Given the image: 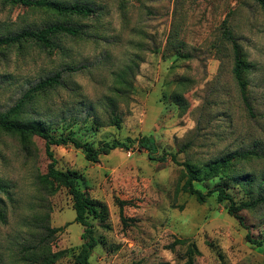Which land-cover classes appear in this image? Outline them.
<instances>
[{
  "label": "rangeland",
  "instance_id": "obj_1",
  "mask_svg": "<svg viewBox=\"0 0 264 264\" xmlns=\"http://www.w3.org/2000/svg\"><path fill=\"white\" fill-rule=\"evenodd\" d=\"M43 1L91 14L0 0V38L57 25L77 31L50 34L46 45L24 39L0 48V114L15 109L18 122H40L54 136L95 148L150 137L154 157H166L149 160L135 144L90 163L70 145L52 148L57 168L76 171L80 190L107 210L103 223L90 220L99 240L90 263L186 264L193 244V264H264L262 250L246 239L249 232L264 242V203L241 211L242 227L216 193L204 204L185 193L184 167L170 158L202 171L224 155L250 152L229 175L196 186H224L237 204L264 197V10L254 0ZM224 21L250 65L249 110ZM55 75L59 85L34 91ZM48 164L40 138L0 133V264H76L83 227L68 191L42 182ZM42 246L61 255L42 262Z\"/></svg>",
  "mask_w": 264,
  "mask_h": 264
},
{
  "label": "trees",
  "instance_id": "obj_2",
  "mask_svg": "<svg viewBox=\"0 0 264 264\" xmlns=\"http://www.w3.org/2000/svg\"><path fill=\"white\" fill-rule=\"evenodd\" d=\"M13 3L21 4L29 8H45L56 12L59 15H71V16H80L88 17L91 14V10L85 7L73 5L66 6L61 5L55 2H47L43 0H11ZM260 8L264 10V0H254ZM55 33H64L67 35L74 36L77 34V31L73 28L64 27V26H50L41 32H21L13 37L0 38V48L4 46H10L15 43L20 42L24 39H35L43 44H47V36ZM223 37L229 41L232 45L233 52V77L238 86L241 98L249 110V105L246 100V82L244 80V73L249 69L245 60L243 53L236 43V40L233 38L231 31L229 30L226 21L223 23ZM59 76L55 75L53 77L47 78L40 82L35 88L34 91L40 90L47 87H53L59 85ZM19 106V105H18ZM17 106V107H18ZM116 125L119 123L114 122ZM0 133L11 134L19 137L22 140L38 137L44 141L45 145V154L49 160L47 166L46 174L41 177L44 184L49 185L50 187L65 188L69 195L71 196L73 203V210L75 213L74 222L83 227V232L81 239L83 241L80 252L75 257L76 264H91L90 257L93 250L98 246L99 240L94 234L93 225L90 220H98L99 222H104L107 218L106 207L91 199L85 192L79 188V175L76 171L71 170H60L57 168V160L52 151L53 147L67 146L70 145L76 150L82 151L86 161L90 163H98L102 156L109 155L112 151L116 149H129L130 146L137 144L140 149L147 151V157L152 161L165 162L166 157L162 156L160 158H155L154 155L157 153V147L154 140L150 137H140L137 139L127 138L125 141L113 140L111 142H103L99 147L95 148L92 145L81 142L75 137L71 136H54L50 129L40 122H31V123H21L16 119V110L12 109L4 114H0ZM250 157H253L250 152H233L227 155L218 158L214 162H211L203 168L202 171L195 170L188 163L180 164L177 162L175 155H170L171 161L177 165H182L186 174V181L183 185V191L190 196L194 197L197 203L204 204L207 202L208 198L212 197L216 193L217 202H226V209L228 215L235 218L239 224L244 227V219L241 216V211L245 209H252L254 206L264 203V197L257 198L250 203H240L237 204L234 202L232 197L227 193L224 186H217L213 190L203 192L199 189L196 184L202 183L204 181L212 180L221 175H229L232 165L236 161L246 160ZM2 187L0 186V190ZM0 200V219H3V212ZM120 209V218L121 221L126 225V219L123 217V206L124 202L117 201ZM59 229H53L49 233L53 234ZM250 233L247 232L246 239L247 242L251 245H254L256 248L261 249L264 254V242L256 239H252ZM177 240V243L183 242ZM198 254L195 246L191 244L187 250V261L186 264H193V255ZM61 254L50 255L47 246H42L39 250L37 257L41 259L42 262L55 261Z\"/></svg>",
  "mask_w": 264,
  "mask_h": 264
}]
</instances>
